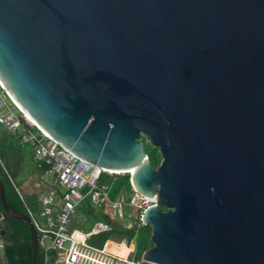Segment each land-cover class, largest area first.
Here are the masks:
<instances>
[{
  "label": "water",
  "instance_id": "1",
  "mask_svg": "<svg viewBox=\"0 0 264 264\" xmlns=\"http://www.w3.org/2000/svg\"><path fill=\"white\" fill-rule=\"evenodd\" d=\"M0 87L63 149L157 198L140 264H264V0H0ZM0 201L36 264L1 182Z\"/></svg>",
  "mask_w": 264,
  "mask_h": 264
},
{
  "label": "built area",
  "instance_id": "2",
  "mask_svg": "<svg viewBox=\"0 0 264 264\" xmlns=\"http://www.w3.org/2000/svg\"><path fill=\"white\" fill-rule=\"evenodd\" d=\"M0 126L17 138L18 145L29 147L37 163L48 167L45 174L51 176L47 182L50 188L40 194V208L35 213L26 209L37 231L39 250L47 260L53 258L50 264H140L141 258L136 260L135 237L116 238L112 224L121 222L123 231L135 223L143 226V211L157 204L156 197L140 195L131 184L113 195L115 182L127 174L80 161L24 117L1 87ZM85 204L99 218L85 229L73 227L74 221H80L79 209H84ZM102 234L110 236L101 248L89 244Z\"/></svg>",
  "mask_w": 264,
  "mask_h": 264
},
{
  "label": "trees",
  "instance_id": "3",
  "mask_svg": "<svg viewBox=\"0 0 264 264\" xmlns=\"http://www.w3.org/2000/svg\"><path fill=\"white\" fill-rule=\"evenodd\" d=\"M5 130V129H4ZM24 147L18 145L17 138L12 134L2 132L0 135V182L4 186L5 190V201L8 208L11 211L17 213H23L28 215L27 209L29 208L34 213L40 208L39 205V196L47 189L50 188V184L43 182L40 184L38 189H32L29 187L21 188L20 185L16 182L18 176V171L22 170V166L19 167L14 178L11 179V174L14 171L18 163L23 160H14L11 165H7L5 156L7 157L10 153L12 156H17L22 153ZM147 156L150 159V163L156 168L160 163V156L156 149L146 152ZM38 178L48 170V167L45 164H40L38 167ZM129 176L119 177L117 182L114 184L113 195L117 193L120 188L123 186L129 187L130 181ZM87 215L93 219H98L99 215L96 211L92 210L87 204L85 208ZM0 211L3 214V225L0 226V231L4 230L5 234L0 235V238L3 242V250L0 254V264H29L32 257V248L30 243V234L27 225L22 221L13 220L6 216L2 211V204L0 201ZM7 225V226H6ZM121 222H114L112 224L113 232L112 234H118L120 236H126L128 239L135 237L138 242L136 244V260H140L144 251L152 247L150 236L151 229L149 226H138L136 223L128 231L121 230ZM73 227H80L85 229L88 226L78 224L77 221L73 222ZM10 229V231L8 230ZM110 234H102L93 237L89 244L101 248L104 242L108 239ZM53 258L49 260L46 259L44 253L39 250L37 255L36 264H50Z\"/></svg>",
  "mask_w": 264,
  "mask_h": 264
},
{
  "label": "crops",
  "instance_id": "4",
  "mask_svg": "<svg viewBox=\"0 0 264 264\" xmlns=\"http://www.w3.org/2000/svg\"><path fill=\"white\" fill-rule=\"evenodd\" d=\"M26 150H24V152H22V153H20V155L19 156H17L16 158H15V156H12L10 153L8 154V156L6 157H4L5 159H6V163H7V165H11L12 164V162L14 161V160H18V161H20V160H23V161H26V160H29L30 161V164H29V167H31V174H32V180H31V182L27 185V184H25L24 183V181H23V179H20V176H21V174H20V171H19V173H18V176H17V178H16V182L20 185V187L23 189V188H25V187H29V188H34V189H38L37 187H35V185L36 184H41L42 183V181L43 182H49L50 180H51V176L49 175V174H45V172L40 176V178H38V175L40 174V173H38V166L41 164V163H37L35 160H34V158H33V154H32V152H31V149L29 148V147H24ZM23 148V149H24ZM28 150V151H27ZM28 153L31 155V159H30V156L28 155ZM23 161L20 163H18V165L16 166L17 168H15L14 169V171H15V174L17 173V170L19 169V167L20 166H22V164H23ZM23 168V167H22ZM17 169V170H16ZM22 171V170H21ZM13 173V172H12ZM12 175V174H11ZM37 212V211H36ZM0 254H1V252H0Z\"/></svg>",
  "mask_w": 264,
  "mask_h": 264
},
{
  "label": "rangeland",
  "instance_id": "5",
  "mask_svg": "<svg viewBox=\"0 0 264 264\" xmlns=\"http://www.w3.org/2000/svg\"><path fill=\"white\" fill-rule=\"evenodd\" d=\"M13 112L17 113L14 109H13ZM2 132L3 133H6V130H4V128H2L0 126V135H2ZM24 150H26V149L24 148L21 151L24 152ZM28 155L30 156V159H31V155L29 153H28ZM29 164H30V161L29 160L23 161L22 171L19 170L20 171V174H21L20 179H23L24 183L27 184V185L32 180V174H31V170L32 169H31V167H29ZM19 171H18V173H19ZM79 210H80L81 217H80V221L78 222V224H82L84 226H89L92 223V221H94L95 219H93L92 217L88 216L85 209L81 208ZM129 213H133V211H129ZM77 228H80V227H77ZM114 236L116 238H119L120 235L116 234ZM137 242H138V238L136 240V244H137Z\"/></svg>",
  "mask_w": 264,
  "mask_h": 264
},
{
  "label": "bare ground",
  "instance_id": "6",
  "mask_svg": "<svg viewBox=\"0 0 264 264\" xmlns=\"http://www.w3.org/2000/svg\"><path fill=\"white\" fill-rule=\"evenodd\" d=\"M16 107L20 110V108H19L17 105H16ZM24 117H26L31 123L34 124L33 120H32L29 116L27 117V116L25 115ZM34 125H35V124H34ZM118 173H119V172H118Z\"/></svg>",
  "mask_w": 264,
  "mask_h": 264
}]
</instances>
